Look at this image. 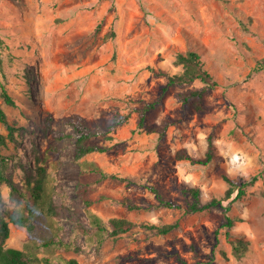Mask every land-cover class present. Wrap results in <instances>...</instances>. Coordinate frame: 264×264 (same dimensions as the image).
<instances>
[{
    "label": "rangeland",
    "instance_id": "obj_1",
    "mask_svg": "<svg viewBox=\"0 0 264 264\" xmlns=\"http://www.w3.org/2000/svg\"><path fill=\"white\" fill-rule=\"evenodd\" d=\"M0 37V83L16 102L0 97V108L24 129L2 153L19 186L38 153L56 180L57 210L54 228L42 217L33 221V233L10 222L3 246L22 248L53 234L70 249L56 242L38 256L80 264H264V0H0ZM189 50L218 81L203 95L204 110L176 98L203 87L199 80L163 90L167 77L182 71L176 54ZM151 102L140 126V110ZM75 114L104 131L87 141L103 151L76 156L73 129L63 123ZM59 128L67 134L62 139L52 133ZM0 133H6L1 122ZM209 145L208 163L178 157L185 150L203 158ZM83 161L130 182L92 184L96 175L80 174ZM225 176L256 180L240 197L235 187L220 205L188 209L192 197L183 188H198L203 204L224 196ZM82 180L89 183L91 211L104 221L123 217L138 225L99 243ZM151 187L180 207L162 206ZM0 191L6 218L15 207L27 213L10 186ZM126 198L138 207L127 208ZM226 215L237 218L229 227ZM141 223L176 226L160 234ZM236 239L247 242L239 257L232 252Z\"/></svg>",
    "mask_w": 264,
    "mask_h": 264
},
{
    "label": "trees",
    "instance_id": "obj_2",
    "mask_svg": "<svg viewBox=\"0 0 264 264\" xmlns=\"http://www.w3.org/2000/svg\"><path fill=\"white\" fill-rule=\"evenodd\" d=\"M3 41L0 37V44ZM264 64V58L261 61ZM174 63L176 65L182 66V71L178 74H172L167 77V82L165 88L171 85H184L193 82L194 80L201 81L204 86L199 89H194L190 91H179L176 93V98L182 103L192 102L198 110H204L207 106L203 102V95L207 89H211L218 85V81L212 76L210 71L204 66V62L200 58L198 52L194 50H189L186 52H178L176 54ZM0 68H1V57H0ZM0 97L3 101L11 106H15L16 102L13 97L9 94L7 87L4 82L0 83ZM155 102H151L140 110L138 124L141 126L145 119V113L147 110L153 108ZM50 116L46 122L47 128L50 126ZM0 122L5 126L6 133H0V187L2 184H6L11 188V196L17 203V206L24 203L27 213L22 211L20 208L11 210L6 218L0 211V264H80L79 261L74 257H65L62 255H46L38 256L37 250L40 248H45L46 250H51L53 245L58 242L63 248L70 249V243H65L62 240L54 241L53 234L45 235L41 237L40 242L31 240L29 243H25L22 248L3 246L1 243L9 235V223L24 226L30 233L34 232L35 224L33 221L42 217L48 222V227L54 228V223L52 222L53 217L56 215V202L54 199V194L56 193V180L50 179L46 167L42 164L41 159L36 152V167L33 172H29L25 176V181L22 186H19L17 182L14 181L12 175L9 173V158L2 153V148L12 142L18 144V134L21 136L23 134V127L16 125L15 123L8 120L6 113L0 108ZM63 123L70 124L74 132V148L77 157H81L87 153L93 151H103L102 146L96 144H88L87 141L101 134V129H92L86 122L85 118L81 115H72L65 117ZM118 123V122H116ZM167 122L164 121L162 130L166 127ZM109 126V128H111ZM53 135L58 139H62L67 134L64 133V128H59L52 130ZM178 157L180 159L193 160L198 163H208L213 157L211 146L209 145L208 150L203 158L193 159L185 150H180L178 152ZM82 168L80 174L82 176L88 174L96 175V178L91 182L95 184L104 179L111 178L119 181L130 182L127 178L118 176L114 173H108L99 167L95 162L83 161L81 163ZM229 184L228 188L225 190L223 197H213L205 203L201 204L199 201V189L198 188H183V192L189 193L192 197V201L188 203V209L190 211H198L203 209H209L220 205L222 200L231 197L234 192L235 187L237 188L236 197H240L245 191L244 186L251 184L256 180V176H253L249 181H241L237 183L232 178L227 176L224 177ZM82 184V200L84 205L88 208L87 215L91 227L94 229L95 236L99 243H101L105 236L111 235L114 237L132 229L134 226L138 225L134 221H131L123 217H110L107 221H104L96 213L89 209L92 203V199L87 195L88 182L81 181ZM238 185V186H237ZM151 190L156 194L159 199V203L164 207L169 208H179L180 204L175 203L171 200L164 199L161 197L157 189L151 187ZM1 191H0V203H1ZM123 203L129 209L137 208L138 206L129 199H124ZM235 217L229 215L225 216V221L223 226L229 227L233 224ZM141 225L147 228L153 229L160 234H165L169 232L176 224H146L141 223ZM55 234V233H54ZM232 252L235 256L239 257L244 254L247 250V242L241 239H236L231 241Z\"/></svg>",
    "mask_w": 264,
    "mask_h": 264
}]
</instances>
